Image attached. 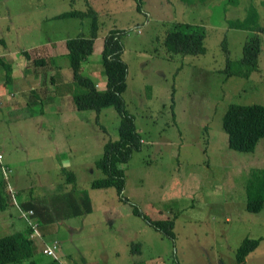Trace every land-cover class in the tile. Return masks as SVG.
<instances>
[{"label": "rangeland", "instance_id": "374dc122", "mask_svg": "<svg viewBox=\"0 0 264 264\" xmlns=\"http://www.w3.org/2000/svg\"><path fill=\"white\" fill-rule=\"evenodd\" d=\"M250 4L264 25V0H0V58L11 64L12 77L5 82L0 62V161L5 167L0 176L10 203L0 209V235L29 231L15 205L27 208L21 205L27 200L43 239L56 242L66 264L100 259L103 247L116 243L118 264H241L236 247L246 235L262 238L244 264H264V204L257 212L245 208L246 179L252 169L264 167V137L252 150L233 149L222 126L229 103L264 104V31L228 23L243 17ZM71 9L87 13L56 15ZM93 18L94 52L81 71L97 88L106 87L100 49L109 30L117 29L127 64L122 97L142 138L121 164L122 194L113 186L90 185L104 175L95 161L104 142L118 137V112L112 105L98 112L75 108L71 95L66 102L62 93L76 87L65 41L89 37ZM183 22L204 26V52L165 49L166 31ZM252 33L261 41L258 68L248 77L228 75L227 56L236 62ZM36 39L57 40L52 46L58 54L40 68L38 77L46 82L36 89L39 97L25 99L30 89L21 87L18 74L37 65L31 48ZM26 49L30 53L20 57ZM70 196L80 203L77 214H71ZM134 206L151 218L175 216L174 237L135 214ZM2 219L13 221L12 228ZM37 251V264L51 262Z\"/></svg>", "mask_w": 264, "mask_h": 264}, {"label": "trees", "instance_id": "16d2710c", "mask_svg": "<svg viewBox=\"0 0 264 264\" xmlns=\"http://www.w3.org/2000/svg\"><path fill=\"white\" fill-rule=\"evenodd\" d=\"M184 3H192L197 0H181ZM235 3L237 0H229ZM92 12L91 9L88 10ZM87 11L71 9L62 11L57 16H83ZM229 26L264 31V25L258 20V11L253 4H250L243 17L229 20ZM251 30V31H252ZM97 36L95 18L92 22V30L89 37L76 35L66 39L69 49V63L72 69V79L76 85L70 88L75 108H93L97 112L103 107L112 105L119 114L118 137L107 139L103 144L102 155L95 161L96 166L104 173L101 177L93 178L90 182L92 187L113 186L117 193L122 194L125 184V172L122 163L128 161L132 151L138 149L142 138L134 122L133 116L127 111L122 93L126 88L127 64L122 59V41L117 29H110L104 36L100 49L101 64L106 76V87L99 89L95 86L94 80L81 71L82 63L88 60V56L94 52V39ZM205 29L202 24L183 22L175 29L166 31L163 44L169 53H189L198 54L205 50L204 44ZM225 41V40H224ZM226 44V42H224ZM228 53L227 47L223 46ZM261 48L260 37L257 34L249 35L242 44L241 57L234 62L227 56L225 70L228 75H238L248 77L252 71L258 68V53ZM0 62L5 66L7 73L5 79L9 80V63L0 58ZM32 62L38 64L37 59ZM53 81V80H52ZM46 81L41 82V86ZM35 87L30 90L25 99L31 95L39 97L40 91ZM31 102L36 101L29 99ZM42 99H40L41 101ZM15 111H21L19 108ZM222 126L227 134V145L238 150H252L260 138L264 137V104L259 102L237 103L231 102L227 105L222 115ZM4 165L0 161V170ZM2 173V172H1ZM72 183L75 174L68 172ZM5 177L0 176V209L7 208L9 195L6 192ZM246 201L245 208L248 211L257 212L264 204V167L252 169L246 179ZM12 190V188H11ZM89 204L88 197L82 199ZM21 205L33 208L31 201H23ZM71 214L79 212L80 203L75 197L70 196L68 202ZM17 208V207H16ZM18 210V209H17ZM19 212V211H18ZM135 214L141 215L148 223L162 234L174 237V218H151L136 206L133 207ZM20 215V214H19ZM28 228V222L26 223ZM30 231L22 232L15 230L0 235V264H37L36 253L41 251V245L37 239L29 236ZM260 237L244 236L236 247L235 257L238 262L244 264L246 255L252 251L259 243ZM42 252V251H41ZM43 253V252H42ZM44 254V253H43ZM47 255L51 262L49 264H66L60 258L58 246L55 247V256Z\"/></svg>", "mask_w": 264, "mask_h": 264}, {"label": "crops", "instance_id": "0c3cea01", "mask_svg": "<svg viewBox=\"0 0 264 264\" xmlns=\"http://www.w3.org/2000/svg\"><path fill=\"white\" fill-rule=\"evenodd\" d=\"M53 41H57V40H50V39L44 40V41H42L41 39L33 40L34 44L31 46V48L35 50L34 53H36V55H37V58H35V59H37L38 64L37 65H33L32 68H30L29 66L26 65L27 67H29L30 70L18 74V77L20 78L19 82L21 84V87L26 88L28 90L29 89L31 90V89H33L35 87L41 86L42 80H41V78L38 77L39 75L43 74V72L40 71V68H42L41 66H43V65L45 66L46 65L44 63L48 62V58L51 60V59L57 57V54H58V52H56L54 50L53 46H52V43H55ZM60 41H65V40L63 38H61ZM94 41H95V39H94ZM29 53L30 52L26 49V50H24V55L22 54V56H20V57H23V56H25V54H29ZM31 53H32V50H31ZM18 61L21 62V59H17L15 63H17ZM58 62H59V64H62L61 60H58ZM15 63H13V65ZM21 63H25L24 58H23V62H21ZM50 63H51L52 69H54L52 61H50ZM62 66H63V64H62ZM10 68H11V64L9 63V69ZM69 72H70V74L72 73L71 71H69ZM3 73H4V71H3ZM4 79H5V77H4ZM53 79H54V77L52 76V80ZM59 79H60V76H59ZM10 81H12V77L11 76H10L9 80L5 79V82H10ZM10 93H12V92H10ZM62 93L64 94V97H66V102H67L69 96L71 95V91L67 90V91H64ZM12 94L15 95L14 92ZM54 96H55V99L57 101V97H58L57 93ZM71 98H72V95H71ZM40 214H43V213L41 212ZM2 217L4 218L3 211L0 212V219ZM2 220L5 221V223L9 224L10 227L12 228L13 221L10 220V222H6V220H4V219H2ZM3 225H5V224H3ZM43 230L47 231V230H50V228L47 226V227H44ZM12 231H15V230H12ZM12 231H10V232H12ZM122 241H124V240H122ZM103 249H105V250L101 251L102 253H101V258L100 259L94 258V259H91L89 261L84 260L85 264H100V262H103L104 264H111L109 260H111L114 264H118L119 263L118 260H119L120 255H121V249L119 248L117 243L116 244H111L107 248L103 247Z\"/></svg>", "mask_w": 264, "mask_h": 264}, {"label": "built area", "instance_id": "2783aa9c", "mask_svg": "<svg viewBox=\"0 0 264 264\" xmlns=\"http://www.w3.org/2000/svg\"><path fill=\"white\" fill-rule=\"evenodd\" d=\"M9 190L11 191V186L9 185ZM20 216L28 222L29 227L31 228V237L37 238L41 243V251L44 254H51L55 256V247L57 246L56 242H48L43 239V234L38 227V222L33 219L34 210L32 208H22L19 204L15 203Z\"/></svg>", "mask_w": 264, "mask_h": 264}, {"label": "clouds", "instance_id": "9594fccd", "mask_svg": "<svg viewBox=\"0 0 264 264\" xmlns=\"http://www.w3.org/2000/svg\"><path fill=\"white\" fill-rule=\"evenodd\" d=\"M37 222H38V220H36ZM26 222V221H25ZM38 227H39V222H38ZM40 229V228H39ZM29 231H30V234H29V236L31 237V228L29 227ZM40 231H41V229H40ZM42 232V231H41ZM35 239H37V238H35ZM38 240V239H37ZM38 242H39V240H38ZM40 243V242H39ZM40 245H41V243H40Z\"/></svg>", "mask_w": 264, "mask_h": 264}]
</instances>
